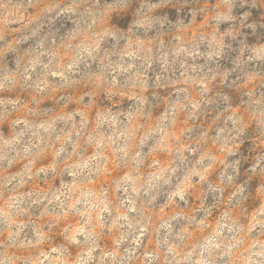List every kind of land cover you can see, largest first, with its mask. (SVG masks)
Returning <instances> with one entry per match:
<instances>
[{
	"label": "clouds",
	"instance_id": "9594fccd",
	"mask_svg": "<svg viewBox=\"0 0 264 264\" xmlns=\"http://www.w3.org/2000/svg\"><path fill=\"white\" fill-rule=\"evenodd\" d=\"M0 264H264V0H0Z\"/></svg>",
	"mask_w": 264,
	"mask_h": 264
}]
</instances>
